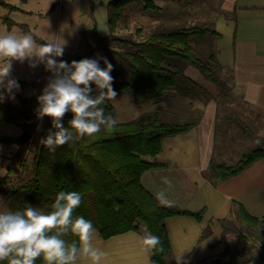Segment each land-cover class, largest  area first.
Returning <instances> with one entry per match:
<instances>
[{
	"label": "trees",
	"instance_id": "16d2710c",
	"mask_svg": "<svg viewBox=\"0 0 264 264\" xmlns=\"http://www.w3.org/2000/svg\"><path fill=\"white\" fill-rule=\"evenodd\" d=\"M136 2L143 4L144 11L158 14L164 11L153 0H111L106 7L109 34L97 41L108 44L105 58L113 65L112 87L117 95L129 94L134 102L159 106L130 121L117 122L111 130L77 138L53 153L40 143L51 128L50 119L44 117L40 124H33L38 107L36 97L40 94L24 98L14 93L19 106L6 101L0 103V121L19 126L22 133L18 137L0 136V143L17 145V153L9 161L19 163L23 175L18 176L6 190L3 184L12 172L8 167L7 174L0 179V194L8 200L10 210L29 204L47 211L59 191H78L83 199L74 214L92 221L103 239L128 231H140L142 225L147 226L148 232L161 238L163 246V251L150 253V263L166 264V259L171 257V247L165 220L173 216H193L199 220L202 212L160 205L141 183L144 173L165 167V163L157 160L163 139L186 133L197 124L195 113L193 118L189 117L190 121L183 123L165 121L161 113L163 116L168 113L171 118L189 115L187 99L200 94L194 90L198 85L183 75V66L190 65L199 70L205 79L219 86L222 95L224 88H230L227 83L230 78L226 81L220 77L223 67L214 50L204 54L199 47L200 43L219 36L212 23L186 27L158 26L138 41L116 35L119 21L126 19L124 11ZM0 6L14 9L2 0ZM4 21L9 26L14 24L10 19ZM18 26L23 33L30 32L25 25ZM89 32L82 33V43L86 47L84 55L67 60L56 59L79 61L93 54L94 49L85 38ZM34 38L43 43L36 36ZM100 67H104L102 61ZM165 104L169 105L168 111H162ZM103 107L105 113L115 119L116 110L109 100ZM71 115L67 113L64 116L65 127ZM239 124L254 147L243 153L235 164L219 163L212 158L204 175L214 183L231 178L264 159V137L258 139L247 127ZM27 155H31L29 164ZM235 214L248 228L264 227V217L251 216L240 204H236ZM222 259H215L211 264L241 262L238 259L224 262ZM36 264H43V261L38 259Z\"/></svg>",
	"mask_w": 264,
	"mask_h": 264
},
{
	"label": "crops",
	"instance_id": "0c3cea01",
	"mask_svg": "<svg viewBox=\"0 0 264 264\" xmlns=\"http://www.w3.org/2000/svg\"><path fill=\"white\" fill-rule=\"evenodd\" d=\"M2 1L14 9L0 6V32L23 33L18 25H25L43 42L51 38V34H55L57 40L61 37L67 41L66 48L72 45L80 47V44L85 48L81 41V34L85 30L94 29V34L86 38L92 48L96 47L98 38L109 34L106 7L111 0H67V23L61 29V5L58 0ZM79 1H84V5L78 10ZM222 8L231 17L220 14L213 18L212 26L219 33L214 39V54L223 72L230 78V93L241 104L244 103L246 109L264 118V0H233L230 4L222 1ZM53 14L57 15L56 19L52 16L48 18ZM5 19H10L14 24L9 26ZM76 21H80L82 27L77 26ZM96 53L94 51L86 58L93 59ZM17 63L18 68H24L19 74L30 71L28 61ZM20 76L11 78L18 83L26 82V77ZM216 101L214 97L199 103L195 112L197 124L191 130L163 139L162 151L157 160L166 165L144 173L141 183L154 197L156 191L167 189V196L173 205L191 212H202L199 220L193 216H173L165 220L171 264H175L172 259L175 254L189 248L190 251L184 254L187 264H211L218 258L228 262L244 254L246 259H239L242 262L240 264H264V238L258 240L257 246L252 242L251 247L246 246L245 249V245L242 246L241 251L239 240H230L226 231L227 222L239 220L235 214L236 204L242 205L253 217H264V159L224 181L214 183L204 175L210 160L214 158L215 123L218 116ZM16 151L6 158H12ZM222 158H225L224 155ZM163 177L172 180V187L162 183ZM0 198L2 208H6L9 202L4 201L5 197L1 194ZM263 232L264 227L259 230L260 234ZM98 234V246L108 253L104 264H151L150 253L142 251L136 239L137 235L142 234L141 229L108 239ZM205 239L206 242L201 245Z\"/></svg>",
	"mask_w": 264,
	"mask_h": 264
},
{
	"label": "clouds",
	"instance_id": "9594fccd",
	"mask_svg": "<svg viewBox=\"0 0 264 264\" xmlns=\"http://www.w3.org/2000/svg\"><path fill=\"white\" fill-rule=\"evenodd\" d=\"M66 45L67 41L61 37L57 40L55 34L41 43L31 32H0V103L6 95L14 99V90L19 89L18 82L11 78L14 61H28L30 68L43 64L51 73L36 97L35 112L37 119L48 117L51 121V128L40 143L53 153L77 138L92 137L117 124L103 107L117 96L112 87L113 65L104 57L58 61L56 58L63 56ZM67 113L72 115L65 127L63 118ZM162 183L172 187L168 177H163ZM155 197L160 205H173L167 189L156 191ZM82 199L78 191H59L47 211L29 204L0 210V264H36L38 259L43 264H104L108 253L98 246L96 227L92 221L74 214ZM141 231L136 239L142 251H163L159 236L148 232L147 226ZM205 242L206 239L201 245ZM190 249L175 254V264H187L184 254Z\"/></svg>",
	"mask_w": 264,
	"mask_h": 264
},
{
	"label": "rangeland",
	"instance_id": "374dc122",
	"mask_svg": "<svg viewBox=\"0 0 264 264\" xmlns=\"http://www.w3.org/2000/svg\"><path fill=\"white\" fill-rule=\"evenodd\" d=\"M153 1L156 5L164 8L162 14L144 11L142 9L143 4L140 2H136L133 5H130L124 11L126 19H121L119 21L115 34L118 36L130 37L131 39L138 41L145 38L153 29L158 26L186 27L191 25H209L210 23H212L213 18H216L217 15L223 14L227 18L231 17V14L227 13V11H225L223 8L221 10V4L222 1H225V3L230 4L233 0ZM58 3H60L61 5V16L59 17V24L61 29L63 24L67 23V19L65 18L67 0H58ZM83 5L84 1H79L77 3V9L79 10V8H82ZM51 16L54 19L57 18L56 14L50 15L48 18H50ZM79 23L80 21L75 22L77 26L81 25V23ZM79 27H82V25ZM85 31H90L89 33H87L85 38H87L88 35L94 34V29H89ZM214 44L215 40L209 39L205 43H200L199 47H201L202 52L206 54L209 53V51H212ZM107 46V43L103 44V42L97 41L96 47L93 48L94 51H97V53L95 54L93 59L97 57L105 58ZM85 49L86 47H82L81 44L80 47H75L74 45H72L71 48L65 47L63 57L60 58L67 60L69 59L67 57L72 58L74 56H78V54L80 55L84 53L86 51ZM17 66V62L12 64L11 76L21 75L20 77H26V82L18 83L19 89L14 90V93H17L24 98H29L34 93L41 94V90L46 85L51 73L45 70L43 64H40L37 65L36 68H31L30 71L26 74H19L24 70V68H18ZM182 69L183 75L191 79L194 83L198 85L196 88L194 87V90H198L200 94H198L196 97L187 99L188 104L186 109L189 110V115H184L180 118H171L168 113L166 116H163L161 113L162 119H164L165 121L178 123L190 121L191 119L189 117H191L192 114L198 110L197 108L200 102L203 103L204 101H209L210 99H214V97H216V103L218 104V116L216 117L215 123L216 142L214 148V159L216 162L219 163L226 162L228 164H235L240 159L243 153L254 147V143L252 142L250 137L245 134L244 129L239 123H241L243 127H247L251 131V133H253L258 139H261L264 137L263 116H260L259 114L246 109V107L243 105L244 103L241 104V101L237 97H235V95L231 94L229 89L224 88L223 95H221L220 93L222 92L219 86L205 79L202 73L196 68L187 65L185 67L183 66ZM226 74L227 73L222 72L220 77L222 78V80L228 81V77L226 76ZM205 90L208 91L209 94ZM211 94L213 96L209 98V95ZM4 101L9 102L12 105L19 106V103L15 98L11 99L7 95L5 96ZM109 101L116 110L115 120L117 122L130 121L134 118H137L143 113L154 111L159 106L153 103L134 102L129 94H118L114 101ZM168 110L169 105L165 104L162 108V111ZM40 123L41 120L37 119V117L33 119L34 126ZM21 133L22 130L19 126L12 123L0 121V136L18 137L21 135ZM15 149L18 150V147L15 144L0 143V179L7 174L8 167L12 168V172H10V177L3 184V188H5L6 190L10 189L11 185H13L14 181L17 179L18 176L23 175L19 163H12L13 161H11L10 163L9 159L6 158L10 155V153L15 151ZM222 155H224L225 158H222ZM26 158L27 163L29 164L31 160V155H27ZM6 161L8 162V164ZM7 165L9 166L6 167ZM4 201L8 202L6 198H4ZM6 208L8 209V206ZM0 210H3V208L0 207ZM226 227V231H228V234L230 235V240H233V238L237 240L236 242H238L239 240L240 243L238 244V246L241 251L242 246L245 245V249L246 246L251 247L253 246V244L254 246H257L258 240L262 241V239L264 238V232L261 234L259 233L260 228H248L246 225L241 224V222L237 219H234V222H227ZM143 228L144 226L142 225L140 229L142 230ZM251 242L253 244H251ZM244 250L243 253L245 252ZM245 255L246 254L235 259H246ZM233 259L231 258L230 260ZM169 261L170 259L167 258L165 261L166 264H171Z\"/></svg>",
	"mask_w": 264,
	"mask_h": 264
}]
</instances>
